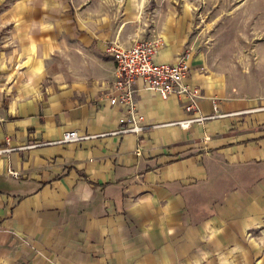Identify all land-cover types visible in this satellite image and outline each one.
Listing matches in <instances>:
<instances>
[{
    "label": "crops",
    "instance_id": "obj_1",
    "mask_svg": "<svg viewBox=\"0 0 264 264\" xmlns=\"http://www.w3.org/2000/svg\"><path fill=\"white\" fill-rule=\"evenodd\" d=\"M128 23L92 0H0V264H264V94L192 52L197 109L138 80L146 128L116 132L105 46L138 40ZM179 27L156 32L157 60L188 48ZM190 115L211 117L175 123Z\"/></svg>",
    "mask_w": 264,
    "mask_h": 264
},
{
    "label": "rangeland",
    "instance_id": "obj_2",
    "mask_svg": "<svg viewBox=\"0 0 264 264\" xmlns=\"http://www.w3.org/2000/svg\"><path fill=\"white\" fill-rule=\"evenodd\" d=\"M134 39H151L167 20L206 69L241 95L264 94V0H92ZM186 49V47H185ZM163 49H160L162 51Z\"/></svg>",
    "mask_w": 264,
    "mask_h": 264
},
{
    "label": "built area",
    "instance_id": "obj_3",
    "mask_svg": "<svg viewBox=\"0 0 264 264\" xmlns=\"http://www.w3.org/2000/svg\"><path fill=\"white\" fill-rule=\"evenodd\" d=\"M161 36L151 39H138L129 46H123L110 41L105 51L114 60V80L110 88V104L125 107L124 113L118 119L119 128L116 132L139 133L146 128L144 116L138 112L135 102V92L138 90L136 82L139 80L143 88L151 89L162 98L170 96H184V109L187 113L197 109L198 99L201 97L197 86L186 83L190 72L191 50L186 48L174 62L159 61L157 53L163 47ZM214 105L216 103L213 101ZM211 116L189 117L175 122L187 128L192 121L206 119ZM85 136L78 135L75 130L66 131L58 142L66 143L79 141ZM207 137H205L206 139Z\"/></svg>",
    "mask_w": 264,
    "mask_h": 264
},
{
    "label": "bare ground",
    "instance_id": "obj_4",
    "mask_svg": "<svg viewBox=\"0 0 264 264\" xmlns=\"http://www.w3.org/2000/svg\"><path fill=\"white\" fill-rule=\"evenodd\" d=\"M191 55H192V53H191Z\"/></svg>",
    "mask_w": 264,
    "mask_h": 264
}]
</instances>
